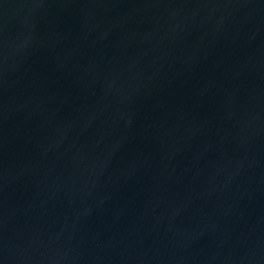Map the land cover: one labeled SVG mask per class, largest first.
<instances>
[{"label":"water","instance_id":"obj_1","mask_svg":"<svg viewBox=\"0 0 264 264\" xmlns=\"http://www.w3.org/2000/svg\"><path fill=\"white\" fill-rule=\"evenodd\" d=\"M0 264H264V0H0Z\"/></svg>","mask_w":264,"mask_h":264}]
</instances>
